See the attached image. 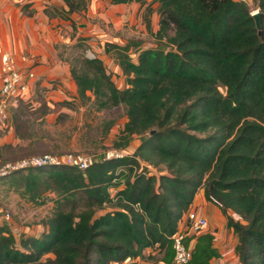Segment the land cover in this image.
Here are the masks:
<instances>
[{
    "label": "trees",
    "instance_id": "trees-1",
    "mask_svg": "<svg viewBox=\"0 0 264 264\" xmlns=\"http://www.w3.org/2000/svg\"><path fill=\"white\" fill-rule=\"evenodd\" d=\"M63 2L67 9L48 5L43 12L70 20L73 27L70 14L86 10L90 0ZM109 2L157 3L156 10L148 9L159 15L152 34L156 46L105 42V53L114 52L124 75L122 85L88 47L85 56L69 61L70 75L78 97L92 102L94 110L123 108L115 149L125 152L133 136L140 143L122 158L94 156L84 170L48 165L1 178L28 202L50 208L38 236L16 238L0 226V264H112L144 257L154 246L170 262V236L201 189L237 234L240 264H264V0L256 4L260 31L244 0ZM23 9L31 14L28 5ZM55 9L57 14L49 11ZM144 20L150 31L151 18ZM28 100L13 109L15 122L23 108L43 119L53 106L44 101L33 107ZM59 105L73 108L71 101ZM20 122L29 127L28 118ZM19 127L16 123L20 140L34 137ZM111 128L107 123L104 134ZM143 162L158 174H149ZM228 210L245 223L227 217ZM218 256L212 234L203 233L187 264H208Z\"/></svg>",
    "mask_w": 264,
    "mask_h": 264
},
{
    "label": "crops",
    "instance_id": "crops-1",
    "mask_svg": "<svg viewBox=\"0 0 264 264\" xmlns=\"http://www.w3.org/2000/svg\"><path fill=\"white\" fill-rule=\"evenodd\" d=\"M25 5H28L30 15L24 11L23 6ZM48 5L67 9L63 0H0V46L19 59L22 56L33 58L35 80L32 82L29 98L34 86L39 84L47 94V101H71L73 103L78 98L77 86L70 75L68 63L58 55L56 50L58 43L65 41V34L71 27V21L60 17L46 16L43 9ZM139 12L140 4L136 2L111 4L109 0H90L86 10L80 13H71L70 18L75 20L77 28L84 36L93 38L95 42H91L92 49L100 55L105 52L103 50L104 42L119 45L128 42L122 34H128L132 24L140 23ZM120 32H122L121 35H119ZM98 43L101 47L97 50L94 46ZM102 58L109 63L113 72L112 79L114 80L117 74L121 80L124 75H122L117 61L112 57L106 58V55L105 57L100 56V59ZM62 110H66V107H63ZM112 128L109 130L110 132ZM122 128L120 126L116 134ZM7 134V137H10V131ZM133 143L135 146L134 149H131ZM139 143L140 139L133 136L125 152H133ZM190 210L197 211L208 220V228L203 233L212 234L213 247L219 253V256L212 257L208 264H240L236 252L238 236L228 225L226 215L223 214L220 207L206 201L203 189L197 192ZM227 215L235 221L239 220L241 223H245L231 210L227 211ZM16 226H10L15 237H19V235L38 236L45 229L44 224L39 221L34 225H23L22 229L17 228L16 230ZM16 231H19V234L16 235ZM143 254L144 257L128 258L112 264H161L164 262L163 254L157 246L146 248Z\"/></svg>",
    "mask_w": 264,
    "mask_h": 264
},
{
    "label": "rangeland",
    "instance_id": "rangeland-1",
    "mask_svg": "<svg viewBox=\"0 0 264 264\" xmlns=\"http://www.w3.org/2000/svg\"><path fill=\"white\" fill-rule=\"evenodd\" d=\"M244 1L247 3L251 13L257 11V0ZM57 9L49 11L51 13L56 11L55 14H57L59 11ZM148 9L156 10L157 3L150 4L146 2L143 5H140V23L132 24L129 27V29H131L128 34L124 35L122 32L119 34H122L128 42H135L136 46L143 48L155 47L157 44L154 41L155 37L152 34H154L158 28L159 15L156 12L149 15L150 12H148ZM146 17L151 18L152 25L150 31H148L144 22V18ZM83 37L84 35L80 32L75 23L73 27L67 29L65 41L58 43L56 46L58 55L68 63L69 71V61H71L75 56H83L85 49L87 47L88 49H92L91 42H95L89 39V37ZM94 47L98 50L101 45L98 43L95 44ZM103 50L105 51V49ZM96 54L99 55L98 52H96ZM109 54L110 55L102 52L99 55V58L100 56L105 57V55L106 58L115 57L113 51H110ZM102 59L105 65L106 73L111 76V80L114 81L116 85L124 84V76L121 80H119V77L116 74V78L114 77V80L112 79L113 72L109 63L105 62L104 58ZM46 98L47 94L45 93V90H42V88L40 89L39 86L35 85L30 97L33 107H37L44 101L46 102ZM48 102L52 103L53 106H50V112L47 113L43 119L41 118L39 112L32 114V111L28 110L26 107L25 109L23 108L19 120L15 122L13 119L14 110L11 111L9 119V124L11 126L10 137H7V133H9V131H7L2 133L0 138V147H3V149L1 148L0 150V160L16 161L42 154L61 155L64 153H83L88 156L102 157L109 150H119L113 147V140L117 135L116 131H118L120 126L123 127L125 122V114L122 107L97 111L94 110L92 102H84L79 97L76 98V101H73V108H66V110H62L63 107L59 105V102H52L51 100H48ZM25 118H28L29 120V127L21 124L20 122V119L22 121ZM109 122L112 123L113 128L111 132L109 131L105 135V127ZM16 123L20 125L17 131L26 132L29 129V132H32L34 137L30 140H20L15 135ZM136 137L139 138L138 136ZM8 145H10L11 148H4ZM134 146L135 143H133L131 149H134ZM133 152H128V155H132ZM128 175L129 170L123 175L122 180H125ZM0 206L2 209H6L11 213L10 225L9 223L4 225V227H7L9 230L10 226L13 225H17L15 227L17 230V228L22 229L23 225H34L35 222L38 221L43 223L50 208V204L42 206L33 205L18 192L7 189V186L2 181L0 182ZM40 216H43L44 218H41ZM227 217L229 216L227 215ZM17 233L19 234V231L15 232L16 235ZM20 234H22L21 231Z\"/></svg>",
    "mask_w": 264,
    "mask_h": 264
},
{
    "label": "built area",
    "instance_id": "built-area-1",
    "mask_svg": "<svg viewBox=\"0 0 264 264\" xmlns=\"http://www.w3.org/2000/svg\"><path fill=\"white\" fill-rule=\"evenodd\" d=\"M32 59L29 56H22L19 59L0 46V138L2 133L11 129L9 124L11 111L21 101L29 99V91L35 80ZM127 154L121 150H109L102 158L117 159L127 156ZM93 160V156L83 153L42 154L16 161L0 160V180L15 171L28 167L68 165L84 170ZM142 165L149 174H158L157 169L146 162H143ZM135 207L139 208V205L136 204ZM10 221L11 213L0 206V226L8 224ZM208 225V220L204 215L189 209L179 221L176 231L170 236L173 249L171 261L161 262V264H187L192 257V248L197 236L203 234Z\"/></svg>",
    "mask_w": 264,
    "mask_h": 264
},
{
    "label": "water",
    "instance_id": "water-1",
    "mask_svg": "<svg viewBox=\"0 0 264 264\" xmlns=\"http://www.w3.org/2000/svg\"><path fill=\"white\" fill-rule=\"evenodd\" d=\"M252 17L254 18L255 21V27L257 28L258 31H260L261 29V23H260V13L259 11H255L253 13H251ZM152 133V131H151Z\"/></svg>",
    "mask_w": 264,
    "mask_h": 264
}]
</instances>
